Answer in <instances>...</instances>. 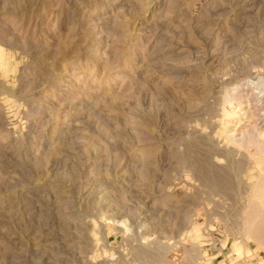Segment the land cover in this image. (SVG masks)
Instances as JSON below:
<instances>
[{
  "label": "rangeland",
  "instance_id": "1",
  "mask_svg": "<svg viewBox=\"0 0 264 264\" xmlns=\"http://www.w3.org/2000/svg\"><path fill=\"white\" fill-rule=\"evenodd\" d=\"M261 180L264 0H0V264H264Z\"/></svg>",
  "mask_w": 264,
  "mask_h": 264
},
{
  "label": "crops",
  "instance_id": "2",
  "mask_svg": "<svg viewBox=\"0 0 264 264\" xmlns=\"http://www.w3.org/2000/svg\"><path fill=\"white\" fill-rule=\"evenodd\" d=\"M200 264H235V263H229L226 259L223 257H211L210 259H205ZM250 264H259L258 260H255V262H251Z\"/></svg>",
  "mask_w": 264,
  "mask_h": 264
},
{
  "label": "bare ground",
  "instance_id": "3",
  "mask_svg": "<svg viewBox=\"0 0 264 264\" xmlns=\"http://www.w3.org/2000/svg\"><path fill=\"white\" fill-rule=\"evenodd\" d=\"M262 181V180H261ZM264 182V180L262 181V183ZM264 184V183H263ZM257 187V186H256ZM252 235V234H251ZM254 238H256V240L259 242V243H264V234L262 232V234H255L254 235Z\"/></svg>",
  "mask_w": 264,
  "mask_h": 264
}]
</instances>
